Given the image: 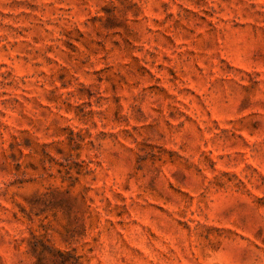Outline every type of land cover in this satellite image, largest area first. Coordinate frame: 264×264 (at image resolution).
Returning <instances> with one entry per match:
<instances>
[{
	"label": "rangeland",
	"instance_id": "374dc122",
	"mask_svg": "<svg viewBox=\"0 0 264 264\" xmlns=\"http://www.w3.org/2000/svg\"><path fill=\"white\" fill-rule=\"evenodd\" d=\"M0 264H264V0H0Z\"/></svg>",
	"mask_w": 264,
	"mask_h": 264
}]
</instances>
